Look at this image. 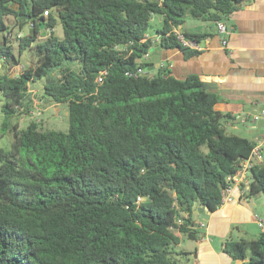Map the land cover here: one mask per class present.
I'll use <instances>...</instances> for the list:
<instances>
[{"label":"trees","instance_id":"obj_1","mask_svg":"<svg viewBox=\"0 0 264 264\" xmlns=\"http://www.w3.org/2000/svg\"><path fill=\"white\" fill-rule=\"evenodd\" d=\"M244 1L0 0V137L8 118L33 111L31 85L44 78L43 98L67 103L69 121L67 130L16 123L10 146H0V264H178L179 233L198 238L196 212L221 206L227 177L255 140L227 133L224 122L236 116L217 108L222 97L199 75L180 79L168 66L152 74L144 56L156 44L198 55L173 27L189 15L227 21ZM6 16L20 29L19 53ZM29 22L33 31L21 34ZM182 33L197 42L208 35ZM26 53L31 63L11 75ZM138 67L145 74H127ZM259 193L264 163L248 189ZM224 251L264 264V231L229 239Z\"/></svg>","mask_w":264,"mask_h":264},{"label":"crops","instance_id":"obj_2","mask_svg":"<svg viewBox=\"0 0 264 264\" xmlns=\"http://www.w3.org/2000/svg\"><path fill=\"white\" fill-rule=\"evenodd\" d=\"M225 22L229 31L225 35L226 45L222 43V35L215 22L202 24L199 30L193 31L183 29V24L179 27L181 32L208 34L199 42L192 40L193 44L189 46L201 52L186 56L181 49H165L156 44L154 52L151 51L148 56L150 67L151 70H158L165 64L180 79L197 74L208 90L217 92L222 97L223 101L217 105L218 109L232 112L236 119L243 120L245 115L250 114L249 118L257 120L258 118L253 117L264 107V0H245L240 9L232 13ZM253 127H256V123H253ZM262 136L264 134H259L253 140ZM251 200L252 197L248 194L236 190L232 201L207 213L210 216L207 226L198 228V238L187 237L191 240L190 244L182 245L186 236L179 233L181 241L175 250L184 246L177 251L183 252L181 255L184 258L183 261L177 258L178 264H244V260H236L228 255L224 247L229 239L254 238L246 226L253 222L246 221L257 218L259 225L257 215L261 212L254 214ZM195 217L199 219L198 211ZM263 226L264 224L261 227Z\"/></svg>","mask_w":264,"mask_h":264},{"label":"rangeland","instance_id":"obj_3","mask_svg":"<svg viewBox=\"0 0 264 264\" xmlns=\"http://www.w3.org/2000/svg\"><path fill=\"white\" fill-rule=\"evenodd\" d=\"M5 20L7 24L12 28L13 31V49L17 53L18 51V40H17V33L20 30L18 25L16 24V19L13 16H6ZM153 22L155 24L161 25L162 24V17L159 15H154ZM209 22H204L203 20H200L195 17H187L186 22L183 25V29L186 30H196L200 29L202 24H206ZM203 26V25H202ZM204 29V28H203ZM32 23L29 22L27 25L24 26L22 31H20L21 34H26L29 32H32ZM55 34L58 36H63V28L62 25L58 24L55 28ZM156 38V37H155ZM3 41V34L0 32V43ZM158 42V41H156ZM121 47V46H120ZM156 46L152 49L154 52V49ZM151 53V52H150ZM31 57L30 53H26L24 55H21L20 58L23 62L21 64L17 65L11 70V75H15L18 72L22 70V68H25V66H28L31 62L28 61L27 57ZM2 59H0V73H3L6 69L1 67ZM154 72H157V70H151ZM45 78L38 80L37 83L34 85H31L32 91L35 94L36 99V105L34 106V109L32 113L30 114H21V115H14L8 120L10 121V127L6 131V134L3 137H0V146L3 148H8L13 140V132L11 127L14 124H18L21 128H25L31 121H38L41 125L42 129H58V130H67L69 126L68 121V105L67 103H56L54 101H51L49 99L43 98V88H44ZM5 103V98L0 92V131L2 127V123L5 119V113L3 111V105ZM260 112V111H259ZM252 117V116H251ZM253 123H256V127H253ZM226 131L229 134H236L242 137H246L248 139H255L259 134H264V120L258 118L257 120H252V118L247 119H228L224 122ZM252 176L249 174V178ZM250 205L253 207L254 214L259 215L258 220H261L264 224V193H259L257 195L252 196V200L250 202ZM209 220V219H208ZM206 220V222L208 221ZM246 222H253L252 224H246L248 227V230L252 233V237L256 238L262 231H264V226L261 227L257 223V218H252L249 221ZM239 236H237L236 239H238ZM191 240L187 237L184 238V241L182 242V245H188L190 244ZM184 246L177 247L176 252L180 249H182ZM175 257L178 258L179 261H183V255L181 254H175Z\"/></svg>","mask_w":264,"mask_h":264},{"label":"built area","instance_id":"obj_4","mask_svg":"<svg viewBox=\"0 0 264 264\" xmlns=\"http://www.w3.org/2000/svg\"><path fill=\"white\" fill-rule=\"evenodd\" d=\"M217 27L219 33L222 35V43L223 45L227 44V39L225 38V35L229 32L228 31V26L225 21L221 20L217 22ZM173 32L177 36V38L184 44V45H192L193 42L192 40L186 38L183 33L179 30V27H173ZM149 55H145L144 59H148ZM165 64H162L161 67H164ZM147 70L143 67H138L135 71H129L127 72L128 75H134V76H139L142 74H145ZM108 73L107 70L102 71L96 78V81L98 83L103 82L104 75ZM33 92V91H32ZM35 105H36V100H35ZM250 114L245 115L244 119L249 118ZM262 118L264 119V107L261 108L260 113L254 116V119L257 118ZM264 163V136H262L260 139L255 141V145L252 148L249 156L245 159L242 160L240 167L238 168L237 171H235L233 174L229 175L227 177V184L226 187L222 190V204L226 202H230L234 199V193L236 190H240L244 194H248V189L250 187L252 177L249 178V174L252 176V170L256 165H260ZM143 197L139 196L138 201H142ZM221 204V205H222ZM177 224H182L183 220L179 218L176 221ZM259 225L262 226L263 222L259 220ZM198 228H204L207 226L206 220L199 218L197 220V225ZM172 229L175 231H178L177 226H173Z\"/></svg>","mask_w":264,"mask_h":264},{"label":"water","instance_id":"obj_5","mask_svg":"<svg viewBox=\"0 0 264 264\" xmlns=\"http://www.w3.org/2000/svg\"><path fill=\"white\" fill-rule=\"evenodd\" d=\"M27 17H28V15H27ZM22 18H25V16H21L20 17V19H22ZM41 21H43V19H41ZM41 27L42 28L44 27V23L41 24ZM43 34L46 35L47 31L46 30L43 31ZM151 69H152V67H149V70H151ZM198 212H199V218H202V219H205V220L209 219L210 216H209V214H207L206 208L204 206L200 207L198 209ZM210 213H212V212H210Z\"/></svg>","mask_w":264,"mask_h":264}]
</instances>
